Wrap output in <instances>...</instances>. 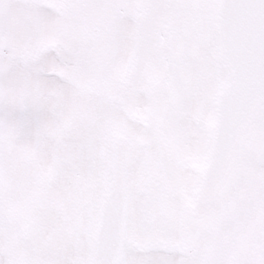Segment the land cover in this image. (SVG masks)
Here are the masks:
<instances>
[{
	"label": "snow or ice",
	"instance_id": "1",
	"mask_svg": "<svg viewBox=\"0 0 264 264\" xmlns=\"http://www.w3.org/2000/svg\"><path fill=\"white\" fill-rule=\"evenodd\" d=\"M0 264H264V0H0Z\"/></svg>",
	"mask_w": 264,
	"mask_h": 264
}]
</instances>
